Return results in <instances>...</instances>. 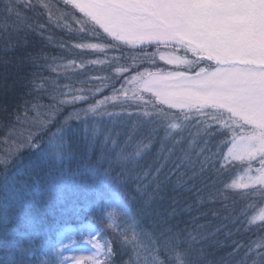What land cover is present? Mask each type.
<instances>
[{"label":"snow or ice","instance_id":"1","mask_svg":"<svg viewBox=\"0 0 264 264\" xmlns=\"http://www.w3.org/2000/svg\"><path fill=\"white\" fill-rule=\"evenodd\" d=\"M0 3H3L0 16L4 18L0 31L8 37L18 34L27 20L20 11L21 7L33 11L40 6L49 7L42 4V0H35V3L32 0H0ZM63 3L78 9L93 25L90 39L88 36L83 38L88 42L76 43L75 48L100 49L102 46L99 43L91 41L99 37L97 29H102L116 41L155 42L157 47L171 44L176 49L182 46L199 59L214 62L215 70L209 79L217 86L201 88L200 99L211 107L225 109L228 116L223 119L221 115L223 123L219 126L207 123L203 126L206 136L219 134L224 143L231 146L226 154L223 150L215 154L222 161L218 165L212 162L211 157L205 156L200 160L199 174L204 173L206 165H211L217 175L223 176L222 187L252 186L253 191L247 195H258L260 204L264 205V0H63ZM13 16L16 22L10 25L8 20ZM81 31L89 33V29L82 28ZM4 63L7 65L10 62L5 60ZM51 70L55 71L54 68ZM0 79L3 80L0 87L7 88V74ZM81 100H87V95H73L71 102ZM65 102L60 101L61 104ZM98 106L87 111L98 116L111 115L97 113ZM40 115L38 112L37 119L31 122L25 116V121L31 124L34 131L15 142L6 155L0 156V168L3 169L0 171V264H63L66 246L54 245L48 240L50 213L54 204H60L61 210L71 206V210L75 211L77 200L87 208L88 215L99 213L103 218L106 213L109 221L121 217L122 227H114L113 223H109L108 227L113 231L121 228L119 236L125 239L130 232L132 240H136L137 236L142 238L145 251L152 257L142 264H209L205 247L209 237L170 224V220L179 214L174 206L176 200H172L168 209L153 207L157 200L165 199L161 195L162 180L151 179L150 183L155 185L152 192L146 188L138 189L147 198L136 209L131 208L127 195L120 189L122 184L132 179L133 169L128 167V162L136 163L134 157L140 156L150 146L155 129L146 134V142L132 156L121 154L115 160H105L109 168L103 172L100 162L96 165L84 164L72 170L71 165L76 158L66 141L74 138L76 128L57 125L56 132L51 133L47 142L43 143V136L50 131L48 125L51 119H39ZM80 115L77 113L76 117ZM90 123L85 119L81 127ZM8 127L14 128V125L10 123ZM164 128V138L172 141L173 149L180 146L184 159L194 166L191 156L199 159L200 153L205 151L202 145L207 141L197 143L189 132L187 140L182 143L186 128L177 123H169ZM92 135H96L95 129ZM12 136L10 132L9 140ZM85 139L89 145L93 143L91 137L86 135ZM105 143L114 141L105 137ZM24 150H27V155L23 154ZM236 161L243 165L240 170L246 174L247 183L232 179ZM253 162L259 165L255 170ZM114 164L122 169L118 176L111 175ZM181 166L173 165L174 168ZM162 167L164 165H159L154 171L159 174ZM151 171L146 175L151 176ZM197 174L194 172L193 177ZM88 177L93 183L86 181ZM256 184H259L258 188ZM249 207L254 208L255 205ZM240 216L244 217L242 222L238 218L230 220L225 217V220L240 223L237 232H251L258 236L245 249L240 264H264V223L256 224L257 219L264 221V207L254 215L241 209ZM149 218L152 232L143 228ZM244 224L248 227L244 228ZM254 224L255 228L252 227ZM223 226L227 227L226 224ZM234 244L235 253H239L242 245L239 241H234ZM103 247L106 255L112 254L109 242ZM161 252L165 254V260L158 258L157 253ZM93 264L99 262L94 261Z\"/></svg>","mask_w":264,"mask_h":264},{"label":"trees","instance_id":"2","mask_svg":"<svg viewBox=\"0 0 264 264\" xmlns=\"http://www.w3.org/2000/svg\"><path fill=\"white\" fill-rule=\"evenodd\" d=\"M32 2L35 3V0ZM42 4L49 7L40 6L35 11L20 8L27 20L21 25L18 34L13 33L8 37L0 31V77L5 73L8 77V87H0V156L6 155L15 142L34 131L29 122L37 119L38 112L41 114L39 119H51L48 125L50 131L43 136V143L47 142L51 133L56 132L57 125L66 124L76 128L74 138L66 141L76 158L75 163L71 165L72 170L84 164L96 165L100 162L103 172L109 168L105 160H115L121 154L132 156L138 147H142L146 142V134L155 129L150 146L144 149L140 156L134 157L136 163L128 162V167L133 169L132 179L120 186L131 202V208H139L147 198L138 189L146 188L148 192H152L155 185L150 183L151 179L162 180L161 195L165 199L157 200L153 207L168 209L175 199L174 206L179 214L170 220V224L179 229H188L193 234L202 233L209 237L205 244L209 264H240L245 249L258 236L251 232H237L240 223H232L230 220L238 218L242 222L244 217L240 216L241 209L254 215L264 205L260 204L258 195H247L253 188L222 187L223 176L217 175L211 165H206L204 173L199 174L200 160L205 156L211 157L212 162L218 165L222 161L215 154L221 150L226 154L230 147L219 134L206 136L203 126L204 123L213 127L221 125L223 119H227V111L215 107L175 109L161 103L149 93L143 100L121 96L122 89L135 75L165 70L188 72V68L170 67L161 61L159 56L162 53L174 52L181 57L191 58L199 62V67L207 69L214 68V62L201 60L182 46L176 49L171 44H161L157 47L155 43L136 45L116 41L102 29H97L99 37L91 41L99 43L101 49L75 48L76 43L88 42L84 37L88 36L90 39L92 22L78 9L65 5L63 0H42ZM2 8L3 3H0V9ZM3 21L4 18L0 16V23ZM14 22V16L8 20L10 25ZM37 25L42 27H36ZM82 28L89 29V33L81 31ZM5 60L10 63L5 65ZM52 68L55 71H52ZM192 70L194 69L189 71ZM2 83L3 80L0 79V84ZM78 94L87 95V100L71 102L72 96ZM113 98L116 100L111 101ZM61 100L66 102L61 104ZM101 101H106L107 104L97 108L96 112L111 115H82L88 107ZM77 113L81 114L79 118L76 117ZM221 115L223 119H220ZM25 116L29 122L25 121ZM85 119L91 123L81 127ZM148 121L153 123L147 124ZM197 121L201 123L198 124ZM10 123L14 128L8 127ZM169 123H177L187 129L183 134L182 143L187 140L189 132L197 143L207 141L202 145L205 151L200 153L199 159L195 155L191 156V161H195L194 166L184 159L180 146L173 149L172 141L164 138V126ZM85 128L88 129L87 132ZM93 129L96 130L95 136L92 135ZM10 132L13 133L12 140H9ZM86 135L92 138L91 145L85 139ZM105 137L114 143L106 144ZM23 154L27 155V150H24ZM174 164L182 166L174 168ZM235 164L236 171L232 179L242 172L240 169L243 165ZM159 165L164 167L157 174L154 169ZM231 166L230 164L229 167ZM252 167L259 165L253 162ZM2 170L0 168V171ZM150 170H153L151 176H147ZM121 171L122 169L114 164L111 175L118 176ZM194 172L198 173L195 177ZM137 176L140 177L139 180L136 179ZM86 181L93 183L91 177L86 178ZM75 209L71 210L70 206L67 210H61L60 204L53 205V211L50 213L49 243L56 245L60 234L68 227L79 229L91 223L95 226L99 241L103 245L109 242L111 248V255H106L104 248L100 264H142L145 259H152L145 251L144 241L140 236L132 240L130 232L125 239L119 236L121 228L113 231V228L108 227L109 223H113L114 227H122L121 217L109 221L106 213L103 218L99 213L88 215L87 208L83 207L79 200L75 201ZM225 217L230 220H225ZM260 223L264 221H256V224ZM150 224L151 218L143 225L145 231L152 232ZM225 224L227 227L223 226ZM243 227L247 228L248 225L244 224ZM252 227L255 228L256 225ZM234 241H239L242 245L239 253H235ZM157 256L160 260L166 259L162 252L157 253Z\"/></svg>","mask_w":264,"mask_h":264},{"label":"rangeland","instance_id":"3","mask_svg":"<svg viewBox=\"0 0 264 264\" xmlns=\"http://www.w3.org/2000/svg\"><path fill=\"white\" fill-rule=\"evenodd\" d=\"M132 44L138 45L147 43L137 42ZM187 51L190 50L187 49ZM159 58L170 67H185L189 70L191 68L194 70L191 72L189 70L188 72L182 70H165L150 74L135 75L129 79L127 85L122 89V97L143 100L145 98L144 96L149 93L156 97L161 103L175 109L211 107L210 104L203 103L200 99L202 93L199 90L201 88L211 89L217 86L209 79L215 67L212 69L199 67L198 61L187 57H181L174 52L162 53ZM201 69H203V71H201ZM110 100L114 101L116 98ZM106 104L107 102L103 101L102 104L99 102L96 105H99L97 107L99 109ZM90 107L84 110L82 115H84V113H87L86 115L93 113L87 111ZM235 163L240 162L236 161ZM256 168L253 167L254 170ZM233 179H236L238 183H247L246 174L243 172L236 175ZM255 187H259V184H256ZM248 188L253 187L250 186ZM235 189L247 188L238 187ZM61 244L66 246L63 264H93L94 261H98L100 264L101 257L104 253L103 244L97 238L95 226L91 223H87L79 229L74 227L66 228L60 234L59 241L56 245Z\"/></svg>","mask_w":264,"mask_h":264}]
</instances>
